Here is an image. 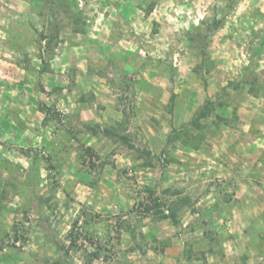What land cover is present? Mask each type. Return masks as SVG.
<instances>
[{
	"label": "rangeland",
	"instance_id": "rangeland-1",
	"mask_svg": "<svg viewBox=\"0 0 264 264\" xmlns=\"http://www.w3.org/2000/svg\"><path fill=\"white\" fill-rule=\"evenodd\" d=\"M263 39L264 0H0V264H264Z\"/></svg>",
	"mask_w": 264,
	"mask_h": 264
},
{
	"label": "trees",
	"instance_id": "trees-1",
	"mask_svg": "<svg viewBox=\"0 0 264 264\" xmlns=\"http://www.w3.org/2000/svg\"><path fill=\"white\" fill-rule=\"evenodd\" d=\"M55 1V0H53ZM61 6L64 8V10L69 14L71 15V12L68 10V6H71L72 3H60ZM73 6V5H72ZM73 21L75 22L76 25L78 26H81L80 24V13H74L73 15H71ZM222 23L220 21L218 22H215L214 25L211 27V31H214L216 29H218L220 27ZM59 30L57 29V27H55V29L53 30V35L51 36V40H49V43L50 42H53L55 40L58 39V36H59ZM200 34H197L196 36H189V38L192 40V41H198L200 39ZM50 45V44H49ZM264 51V39L260 42L259 44V47L257 49H255V54L256 56H259L263 53ZM44 71H46V69H44ZM244 76V75H243ZM224 104V102L222 103V105ZM215 111V107L212 103H210L209 101H206V103L196 112V114L194 115L193 119L191 120V122L189 124L195 126L196 128L198 129H202V125H200V120H203L204 118H207L209 116V114H211L212 112ZM218 120H219V123H224V125L228 126L229 123L226 119H224L223 117H218ZM88 130H90L91 132H95L96 131V126L95 127H87ZM103 133L112 138V139H117L119 140L120 142H122L123 144H126L131 150H134V151H137L140 153L139 156H137V158H144V156L146 157L144 161V166H151L152 164V160L151 159V154L147 151H141L140 149L136 148L135 145L131 144V141H130V138L128 136H125L123 135L122 133H120L118 131L117 128H108V129H104L103 130ZM197 138H200V140L202 139V137L199 135ZM174 140V138L172 136L169 137V141H172ZM199 140V142H200ZM197 148V147H196ZM38 162V156H35L34 158H32V168L34 166H36V163ZM168 162V161H167ZM170 163V162H168ZM34 171V170H33ZM7 185L8 187L10 186L11 188H15L14 184L13 183H10L7 182ZM166 194V193H165ZM5 198V197H4ZM4 198H1L0 199V204L1 202L4 200ZM150 201L153 203V206L152 207H149V206H146V211L150 212V211H156V213L158 215H160V219L161 220H170L173 225H178V221H177V217H178V214H179V211H180V208H181V205L182 204L181 202H174L171 206H169V212L166 211V203H164V199L162 197H159V196H156V193L155 191H150ZM185 204V203H184ZM183 205V204H182ZM74 244H77V241L73 240L72 238V241H71V244H70V248H73ZM58 246V250L60 251H65L63 245H57ZM65 256L68 258H66V260L63 262L61 261H56L55 264H69L71 263L69 260V253L68 251H65ZM93 255L95 257L94 260H98L100 259V252H97V251H94L93 252ZM93 262V261H92Z\"/></svg>",
	"mask_w": 264,
	"mask_h": 264
}]
</instances>
